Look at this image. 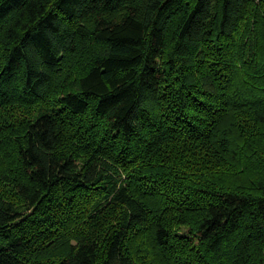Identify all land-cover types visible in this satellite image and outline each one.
I'll list each match as a JSON object with an SVG mask.
<instances>
[{
  "label": "trees",
  "instance_id": "obj_1",
  "mask_svg": "<svg viewBox=\"0 0 264 264\" xmlns=\"http://www.w3.org/2000/svg\"><path fill=\"white\" fill-rule=\"evenodd\" d=\"M0 264H264V0H0Z\"/></svg>",
  "mask_w": 264,
  "mask_h": 264
}]
</instances>
